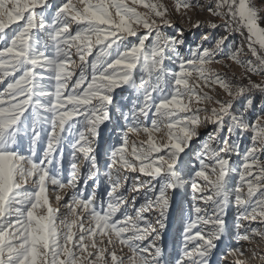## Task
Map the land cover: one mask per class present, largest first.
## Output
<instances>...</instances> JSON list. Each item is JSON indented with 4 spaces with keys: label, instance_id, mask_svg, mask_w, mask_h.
Returning <instances> with one entry per match:
<instances>
[{
    "label": "snow or ice",
    "instance_id": "6c2138e0",
    "mask_svg": "<svg viewBox=\"0 0 264 264\" xmlns=\"http://www.w3.org/2000/svg\"><path fill=\"white\" fill-rule=\"evenodd\" d=\"M134 5L150 9L164 25L171 26V22L165 19V6L146 0H131V3L129 0H63L50 18H46L48 10L53 7L50 0H0V41H6L0 46V84L4 85L0 90V264H125L124 259L117 255L116 244L127 247L132 253L127 258L128 264H163V247L157 244L161 233L152 227L143 213L157 212L156 223L159 229L165 228L170 207L168 191H175L186 183L176 167L177 161L185 147L199 134L201 121L198 113L206 111L202 108L193 110L191 104L212 99L206 93L202 96L198 92L199 88L211 83L218 84L232 99L217 101L220 107L213 108L211 116L206 119L216 125L217 132L224 129V118L228 117L232 122L227 129L229 134L235 129L252 133V146L244 153L243 170L238 173L241 184L234 189L236 203L244 208L243 219L255 220L257 215L264 217V199L256 201L255 205L250 202L256 191L264 187V162L256 155L258 151H264V107L254 123L246 121L244 115L247 109L254 107L252 97L245 96V93L258 90L264 94V85L250 80L249 85L236 86L233 91V86L221 79L219 74L210 78V70L206 66L213 63L214 53L211 50L204 49L202 54L194 52L185 59L175 49V45L183 43V40L162 37L159 32L146 50L145 42L158 28L157 20L137 11ZM180 7L187 9L191 5L187 2L177 4V10ZM216 9L213 14L225 19L227 31H239L241 35L246 33L249 50L264 66V55L261 54L264 52V27L261 26L264 16L260 15L261 8L254 0H217ZM208 10L213 11L212 8ZM73 23L76 25L74 31L70 27ZM139 26L147 29V33L138 34ZM211 27L217 25L212 24ZM8 29L11 31H6ZM129 37H137L138 42L131 43ZM226 39L221 37L217 41V49ZM72 49H75L82 65L78 75L72 67L75 64ZM94 51L96 54L89 62L87 57L93 56ZM166 51L176 53L180 69L171 73L173 85L168 94L161 88L167 74L164 69ZM239 51L230 58L237 59ZM137 66L149 77L155 72V86L143 76L137 85L134 78ZM88 69H91L90 75ZM248 71L255 72L256 69L250 67ZM193 73L198 78L194 84L190 83ZM49 85L51 90H46ZM122 85L143 89L144 104L139 112L147 117L148 111L154 107L158 120L167 121L168 143L158 144L153 139V132L160 130L157 120L152 121L150 128L138 124L128 127L123 143L110 152L109 168H115V174L112 171L106 173L111 183L107 204L98 201L95 193L85 197L83 190L74 192L71 203L67 205L69 211L58 225L59 210L51 206L46 194L48 185L55 186L54 190L75 189L77 186L75 163L72 164V178L67 183L62 181L57 170L50 171L48 167L56 145L60 143L61 133L74 117H83V125L92 139L80 131L74 147L84 154L91 169H96L97 157L91 144L99 136V126L110 118L111 93ZM157 90L160 96L154 100L153 92ZM242 96H245L244 110L235 115L232 112L233 102ZM29 108L31 112L25 116ZM41 110L50 115L40 117L38 113ZM178 112L191 115H186L183 120H173ZM41 119H46L51 127L46 150L42 158L37 159ZM72 127L68 125L69 130ZM140 132L146 133L149 139L147 142L132 143L130 160L129 133ZM24 137L29 140L28 156L21 153ZM204 148L209 149V145L206 143ZM210 151L212 164L201 160L200 170L194 172V177L203 178L213 189V195L221 197L218 203L223 212V205L229 196V173L235 171L229 167L230 157L227 154L237 149L229 145L228 139H223L218 150ZM136 162H139L138 168ZM118 164L120 167H116ZM121 168L138 170L159 180L158 189L149 188V191L156 192L155 199L146 198L144 204L136 207L135 198L129 201L125 192L118 191ZM209 169L215 179L210 178ZM29 181L36 185V190L22 192V184ZM245 184L246 197L243 192ZM139 187L145 185L140 184ZM192 188L204 191L195 179ZM212 198L203 197L206 200ZM60 199L62 197L57 195L56 200ZM125 205H130L134 214H130ZM42 209L46 211L41 212ZM194 211L198 215L186 224L184 249L177 264H185V258H188L189 264H208L209 254L217 246L214 241L219 240L225 231V222L220 215L215 219H204L199 215L202 211L200 207H195ZM201 222L213 226L203 235L198 228ZM193 229H197L194 235L191 234ZM149 237L150 243L142 246V242ZM105 238L112 246L111 251L104 246ZM248 238L237 233V240ZM197 239L201 243L189 250L188 242ZM90 248L96 251H89ZM231 251L238 253L240 250ZM194 253L198 259H193ZM106 254L110 261L106 259Z\"/></svg>",
    "mask_w": 264,
    "mask_h": 264
},
{
    "label": "rangeland",
    "instance_id": "374dc122",
    "mask_svg": "<svg viewBox=\"0 0 264 264\" xmlns=\"http://www.w3.org/2000/svg\"><path fill=\"white\" fill-rule=\"evenodd\" d=\"M63 0H50L52 9L48 10L46 18H50L54 15V9L60 5ZM149 3L163 4L167 9L165 19L171 22V26H166L162 23L160 18L152 15L150 9H146L140 5H134L137 11L141 13H147L151 19H156L158 28L154 29L149 36V40L145 42V48H147L154 42V37L157 32L162 37H171L176 40H183V43L175 45L176 53L179 56L187 59L194 52L202 54L204 49L211 50L213 55V63L206 67L210 70V78H214L216 74H219L221 79L227 81L226 76H230L234 79L241 81H252L258 82L264 85V66H262L259 60L252 54L248 47V41L245 35H241L239 31H227L224 27L225 19L221 16L214 15L217 11L216 3L217 0H146ZM187 2L191 7L185 9L180 7L177 10V4H183ZM256 6L261 8L260 15L264 16V0H254ZM131 3V0H129ZM212 8V12L208 9ZM163 10V9H162ZM212 24H216L217 27H211ZM264 27V22L261 23ZM12 27H15L13 25ZM71 29L74 31L76 25L73 23ZM6 31H11L8 29ZM147 29L142 26L138 27V34L142 35L147 33ZM207 37V39H205ZM221 37H227L224 44L217 49V41ZM128 41L131 43H137V37H129ZM6 41H0V46ZM115 47V46H114ZM171 47V46H170ZM239 54L237 59H231L230 57L237 51ZM73 60L75 64L72 67L75 69L77 75L80 72L81 61L75 55V49H72ZM176 53L166 51V58L164 60V69L166 75L161 82V88H163L165 94H168L172 88L173 80L171 73L178 72L179 60ZM87 57V60L91 62L95 56ZM264 55V52L261 53ZM239 61V62H237ZM251 62L250 64L248 62ZM255 68V72L248 71L249 68ZM90 75L91 69L87 70ZM155 72L149 77L139 66L134 72V78L136 79L137 85L140 83V78L143 76L145 79H149L150 83L155 86ZM208 75V73H206ZM76 77H73V80ZM197 76L193 73L190 83L197 82ZM203 83L202 81L200 82ZM4 85L0 84V90ZM71 87V84L69 85ZM46 90H51V86ZM200 95L205 93L212 97L210 100H205L202 103L191 104L193 110L197 108L206 109L198 113L201 121V126L198 129V136L194 137L188 146L185 147L184 152L180 154V158L177 161L176 167L180 171L186 183L183 187L178 188L175 191L169 190L168 197L170 200V207L168 209L167 219L165 220V228L159 229V225L156 223L158 213L157 212H145L143 215L147 217L148 222L152 227L157 228L161 233V239L157 241L158 245L163 247V264H177V260L181 257L184 244H185V227L190 219L195 220L197 213L194 211L195 207L201 208L199 214L204 219H215L217 215H220L225 222V231L221 235L219 240H215L214 243L217 245L216 248L212 249L208 257V264H264V217L257 215L255 220L243 219L244 208L239 207L235 200L234 189L240 186L238 173L242 171V164L244 163V153L248 148L252 146V133L241 132L239 129H235L231 134L228 133L227 129L231 125V120L225 117L224 129L220 132L216 131V125L209 122L207 117L211 116V110L213 108H219L220 105L217 101L231 100L225 90L218 84L211 83L210 86L198 89ZM113 102L108 107L109 120H106L98 128L99 136L93 140L91 147L95 150L93 154L97 157V168L91 169L88 160L85 158L83 153L76 150V142L79 138V132L83 131L85 136L90 140L92 137L89 136V130L83 125V117H74L73 120L69 121L65 125V131L61 133L60 143L56 145V150L53 153L52 162L48 165L50 171L55 169L59 172L60 178L64 183H67L72 178L71 174L74 171L72 164H76V188H65L54 190L55 186L48 185L47 196L51 206L54 209H58L57 213V224L59 225L60 220L63 219L68 213V204L71 203V196L74 192L83 190L84 196L87 197L91 193H95L98 201L102 200L107 204L109 197L108 192L111 190V183L109 177L106 175L109 171L115 174V168L110 169V152L113 147H117L123 143V135L127 131L128 127L133 124H138L141 127H151L152 121L157 120L160 124V130L153 132V139L158 144L168 143V129L167 121H159L155 115L154 107L148 111L147 117L139 112V108L143 107L144 104V93L142 88H133L129 85H122L113 90L111 93ZM160 96V91L153 92V99L156 100ZM236 105L241 106L242 111L245 105V96L239 97L236 100ZM264 107L262 102L258 107L254 106L247 109L244 112L246 121L253 122L256 116L261 115V108ZM233 111V109H232ZM240 111V112H242ZM31 112L25 113L28 116ZM38 115L43 118H47L50 114L41 110ZM191 113L178 112L176 118H183ZM127 117V119L125 118ZM71 124L73 127L69 130L68 125ZM182 125H178L180 127ZM39 127L41 128V139L36 145L37 159L42 158L43 152L47 147V136L50 131V124L46 119H41ZM173 131H176L173 129ZM149 139L148 135L144 132L139 134L129 133V145H128V158L131 160V146L133 142H147ZM223 139H228L229 145H234L237 149L236 152L228 153L230 157L229 167L235 169L229 173L227 180V190L229 192L227 203L223 205V212L220 211V204L218 203L221 197L213 195V189L210 185L206 184L203 178L194 177V172L200 170L201 160L205 164H212V154L210 149L218 150L222 144ZM209 145V149H205V144ZM139 148V144L137 145ZM147 147V143L144 144ZM202 149L207 152H201ZM21 153L25 156L29 155V140L28 137H24L21 145ZM162 154V153H161ZM155 155V154H153ZM224 155V154H222ZM258 158L264 162V151H258L256 153ZM137 163V168L138 164ZM116 167H120L118 164ZM91 171V175H90ZM208 174L211 179H215L210 169ZM196 180V183L204 188L203 192L195 191L192 188V181ZM251 179V177H247ZM140 184H144L145 187H139ZM160 181L140 173L137 171H131L130 169L121 168L120 171V185L118 191L125 192L127 199L131 201L135 198L136 207L144 204L147 199H155L156 192L149 191V188L159 187ZM36 190V185L29 181L27 184H22V192H31ZM127 190V191H126ZM243 192L246 197L247 185H243ZM62 197L59 201L56 200V196ZM212 196L211 200L203 199V197ZM264 199V187L258 189L250 202L255 205L258 200ZM124 207L129 208V213L134 214L130 205ZM41 212L46 209L40 210ZM251 211V208H249ZM81 215H87L81 213ZM88 226L87 224L85 225ZM61 230L64 228L61 225ZM212 224L205 225L199 223L198 228L201 230L202 235L208 233L212 229ZM197 229H193L191 234H195ZM75 231V229H74ZM237 233L240 235H247V240H237ZM115 240V237H113ZM151 237L142 242L143 245L149 244ZM201 243L198 239L195 241L188 242V248L191 250L196 244ZM71 246V245H70ZM104 246L108 247L109 251L112 250V246L107 244L105 238ZM239 249L238 253H233L232 249ZM115 250L118 256H121L125 264H128L127 258L132 255L130 250L122 245L116 244ZM89 251L95 252V249H89ZM150 252H154V249H150ZM240 253H243L242 255ZM147 255V254H145ZM150 258V257H149ZM106 259L110 261V257L106 254ZM193 259H198L196 254H193ZM185 264H189L188 258H185Z\"/></svg>",
    "mask_w": 264,
    "mask_h": 264
},
{
    "label": "trees",
    "instance_id": "16d2710c",
    "mask_svg": "<svg viewBox=\"0 0 264 264\" xmlns=\"http://www.w3.org/2000/svg\"><path fill=\"white\" fill-rule=\"evenodd\" d=\"M227 82H229L233 86V91H235L236 86H247L249 85V81H241L238 79H234L230 76H226ZM257 84H261L258 82H254ZM263 85V84H261ZM250 95L253 99L254 106L258 107L262 102H264V94H261L258 90H253L251 93H245V96ZM240 111H242L241 106L236 105V101L233 102V114L240 115Z\"/></svg>",
    "mask_w": 264,
    "mask_h": 264
},
{
    "label": "bare ground",
    "instance_id": "6f19581e",
    "mask_svg": "<svg viewBox=\"0 0 264 264\" xmlns=\"http://www.w3.org/2000/svg\"><path fill=\"white\" fill-rule=\"evenodd\" d=\"M201 152H203V153H205V152H207L206 150H204V149H202V151ZM212 156V155H211Z\"/></svg>",
    "mask_w": 264,
    "mask_h": 264
}]
</instances>
